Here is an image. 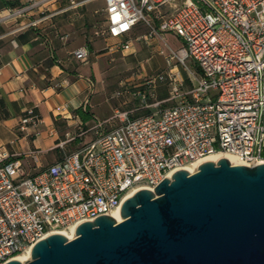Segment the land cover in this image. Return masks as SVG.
Returning <instances> with one entry per match:
<instances>
[{"label": "built area", "instance_id": "obj_1", "mask_svg": "<svg viewBox=\"0 0 264 264\" xmlns=\"http://www.w3.org/2000/svg\"><path fill=\"white\" fill-rule=\"evenodd\" d=\"M12 1L0 10V22L32 15L47 0ZM85 1L69 0L68 8ZM104 1L103 25L95 35L121 38L107 49L123 50L135 25L144 24L147 31L135 38L161 40L167 66L146 84L167 80L169 95L148 103L146 88L134 91L140 108L156 109L136 117L116 111L95 118L68 137L89 132V139L34 173H25L16 154L1 147L0 264L52 232L111 214L130 189L153 190L175 170L211 153H229L247 165L264 163V0ZM166 33L176 35L180 45H169ZM74 55L87 59V47ZM188 60L198 72L189 71L186 83L176 63L187 68ZM165 101L173 103L158 107ZM40 122L28 108L19 128Z\"/></svg>", "mask_w": 264, "mask_h": 264}, {"label": "water", "instance_id": "obj_2", "mask_svg": "<svg viewBox=\"0 0 264 264\" xmlns=\"http://www.w3.org/2000/svg\"><path fill=\"white\" fill-rule=\"evenodd\" d=\"M68 238L52 232L5 264H264V163L201 162L140 188Z\"/></svg>", "mask_w": 264, "mask_h": 264}, {"label": "crops", "instance_id": "obj_3", "mask_svg": "<svg viewBox=\"0 0 264 264\" xmlns=\"http://www.w3.org/2000/svg\"><path fill=\"white\" fill-rule=\"evenodd\" d=\"M93 1L68 8L69 0H47L32 15L0 22V148L15 153L25 173L58 161L70 151V134L88 128L95 118L104 120L119 111L120 104H110L105 96L109 55L112 59L113 54L121 52L129 56L131 63L142 67L152 61L153 50L160 53L164 46L158 38L148 42L136 39L147 31L139 22L130 34L127 49L108 50V44L121 38L95 35V29L103 25L105 1L100 9L92 6ZM5 6L6 0H0V10ZM38 18L42 19L37 24L21 27ZM164 39L168 44L174 41L175 46L169 44L173 47L180 45L172 33L164 34ZM150 44L154 46L148 47ZM81 46L88 49L85 60L74 55ZM185 82H190L189 72ZM167 89L158 100L168 97L170 87ZM58 106L63 109L58 110ZM28 108L40 115L41 122L22 130L20 119ZM80 108L85 111L83 115L77 111ZM139 108L133 105L127 111L132 112L131 117L145 114ZM89 137V132L75 137L72 150Z\"/></svg>", "mask_w": 264, "mask_h": 264}, {"label": "rangeland", "instance_id": "obj_4", "mask_svg": "<svg viewBox=\"0 0 264 264\" xmlns=\"http://www.w3.org/2000/svg\"><path fill=\"white\" fill-rule=\"evenodd\" d=\"M103 5V0H94L92 2V6L94 8L100 9ZM169 44L175 46L174 41H170ZM154 45H148V47H153ZM112 59H110V55L107 57L106 62V89L105 96L108 98L110 104L118 105L120 104L119 111H124L132 107L133 105L140 106L141 100L139 97H135L133 92L138 89L146 88L149 92V96L147 97L148 103H153L160 98V94L168 91L167 88L170 87L167 80H159L155 83L154 86L148 87L146 81L153 77L156 73L165 71L166 60L161 53L155 49L152 54V61H146L144 66H140L136 63H131L129 61V56L123 54L121 52H117L112 55ZM142 63V62H141ZM187 68L181 63H176V69L179 71L180 76L184 79L187 77L189 71H194L195 66L193 65L191 60L186 61ZM117 91H122L119 95H116ZM173 103V101H165L160 103L158 107H166ZM122 107V108H121ZM144 113L155 110L154 106H150L147 108H139ZM108 114L111 113L110 108L107 109ZM132 112L127 111V114L131 116ZM99 118H103L102 115L97 113ZM109 125H107L108 127ZM76 141V138L72 139L69 145V150L74 148L73 142ZM81 141V140H79Z\"/></svg>", "mask_w": 264, "mask_h": 264}, {"label": "bare ground", "instance_id": "obj_5", "mask_svg": "<svg viewBox=\"0 0 264 264\" xmlns=\"http://www.w3.org/2000/svg\"><path fill=\"white\" fill-rule=\"evenodd\" d=\"M222 156L228 157L232 164H245L244 162H242L240 159H238L236 156H234L232 154L225 153V152H214V153H211V154L207 155L206 157H204V158H202L200 160L193 161L191 163H188V164L184 165L183 168H185L190 173H192V172H195L196 171L197 166L201 162H203L205 160H212V161H215L216 162L218 160V158H220ZM140 188L141 187H134V188L130 189L126 193L125 198L128 197V196H130L131 194H133V192H135L136 190H138ZM111 215L115 218L116 221L122 220V216L120 215V207L114 209L111 212ZM55 232L63 233L68 238H72V237L75 236V230H74V227L73 226H71L69 229H61V230H57ZM30 253H31V250L30 249H27L26 251L15 255L14 258H16V259L24 262V261H26V260H28L30 258Z\"/></svg>", "mask_w": 264, "mask_h": 264}, {"label": "trees", "instance_id": "obj_6", "mask_svg": "<svg viewBox=\"0 0 264 264\" xmlns=\"http://www.w3.org/2000/svg\"><path fill=\"white\" fill-rule=\"evenodd\" d=\"M13 4H15L14 1H12V0H6V6L13 5ZM77 111H78L80 114H82V115L85 113V111L82 110L81 108H80V109H77Z\"/></svg>", "mask_w": 264, "mask_h": 264}]
</instances>
